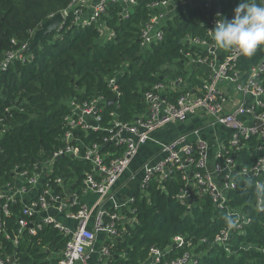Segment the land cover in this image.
Masks as SVG:
<instances>
[{
	"label": "trees",
	"instance_id": "16d2710c",
	"mask_svg": "<svg viewBox=\"0 0 264 264\" xmlns=\"http://www.w3.org/2000/svg\"><path fill=\"white\" fill-rule=\"evenodd\" d=\"M71 1L0 0V63L5 54L28 45L35 30ZM151 1L134 0L126 18L119 16V3L109 4L106 18L113 31L109 40L103 41L94 26L67 30L70 22L66 21L59 32L49 34L29 52L24 51V61L14 60L5 70L0 69V189L12 185L16 173L31 172L63 146L64 118L70 100L81 103L94 97L105 99L99 123L103 130L88 131L84 140L86 144L105 146L104 139L114 121L133 123L145 111L143 94L155 84L181 80L189 87L200 85L201 77H205L203 69L189 66L188 72L184 58V53L196 49L180 42L189 36L212 43L204 22L231 20L238 0L221 1L218 17L215 7H184L168 20L163 39L142 50L139 33L153 14L146 8ZM111 78L116 79L118 97L108 88L107 80ZM262 80L264 84V74ZM113 99L115 103H107ZM243 143L244 147L233 155L237 170L264 158V140L252 136ZM52 166V177L65 178L64 188L52 183L53 190L63 195V190L70 188L80 196L85 174L92 172L91 165L61 157ZM253 183L239 182L238 189L230 194L231 206L241 210L250 223L242 232H233L224 248L213 242L220 230L228 227L226 213L215 209L205 197H188L181 203L177 196L185 182L178 171L163 180L155 176L121 209L131 222L124 223L119 237L111 241L106 264H146L152 248L164 251L162 261H170L191 249L186 243L197 254L198 264H264V209L256 207L258 193ZM21 209L17 198L8 206L10 215L3 217L0 213L2 228L11 237L17 233ZM78 209L75 205L70 211ZM3 230L0 258L13 256L18 264H55L68 240L50 224L35 236L23 231L14 246ZM175 237H181L184 243L175 244Z\"/></svg>",
	"mask_w": 264,
	"mask_h": 264
},
{
	"label": "built area",
	"instance_id": "2783aa9c",
	"mask_svg": "<svg viewBox=\"0 0 264 264\" xmlns=\"http://www.w3.org/2000/svg\"><path fill=\"white\" fill-rule=\"evenodd\" d=\"M221 1L152 0L146 8L153 14L141 27L139 47L143 50L160 42L168 20L178 14L180 8L195 5L205 9L215 7L218 17ZM117 3L122 7L120 18H126L134 0H72L59 13L62 20L54 33L59 32L65 22L69 21L67 30L94 26L103 41L109 40L113 31L108 25L106 11L109 4ZM50 17L52 19L53 15ZM216 22H204L207 26L206 34L211 40V30ZM180 43L196 49L194 53H184V58L188 66L203 69L205 77H201L200 85L178 91L177 82L155 84L143 94L145 111L133 123L114 121L109 128V136L104 139L105 146L97 142H84L88 131L103 130L99 123L105 99L94 97L81 103L73 100L68 102L63 146L48 161L35 165L31 172L16 173L13 184L0 189V213L3 217L10 215L8 206L15 199H20L22 203V217L18 219L14 237L3 230L0 222V231L5 232L6 238L14 246H17L23 231L35 236L44 225L51 224L68 237L55 264H90L91 256L96 253L102 261L99 264H106L110 258L111 241L119 237V230L124 223L131 222L122 214L121 209L127 207L133 199L129 197L116 204L112 191L114 185L135 159L140 147L151 140L155 130L171 122H186L198 115L209 119L212 126L218 124L229 129V138L211 156L209 144L200 139L199 130L191 133L192 138L190 134H181L169 143L162 144L164 157L155 163L147 162L143 165L139 188L143 190L155 176L163 180L178 171L185 182V188L177 196L181 203L184 204L188 197H205L215 209L234 219L235 226L220 230L215 237L213 243L217 246L226 248L232 233L242 232L249 225L250 219L241 210L231 206L230 194L238 189L239 182L246 180H253L257 191V185L264 183V158L258 159L249 168L237 170L233 155L244 147L243 141L252 136L264 140V56L243 76L238 65L241 57L238 50H220L214 41L209 43L189 36ZM27 46L25 44L16 52L5 54L0 69L5 70L14 60L24 61L22 53ZM107 83L108 88L118 97L116 79H108ZM106 146L109 148L104 151ZM61 157L83 160L91 165L92 172L85 174L82 184L83 191L97 194L98 200L94 204L79 203L74 195L65 193V190L63 195L53 190L52 183L64 188L65 178L62 175L52 177L53 162ZM26 195L29 197L24 201ZM105 201L113 203V207L101 208ZM75 205L79 209L71 212ZM256 207L258 210L264 209L262 195L258 194ZM56 215L74 221L75 227L64 225L61 220H57ZM98 234L104 235L99 251L95 245ZM173 241L179 246L184 243L181 237H175ZM184 245L191 249L184 250L170 261H162L164 251L152 248L146 264H198V256L190 243ZM5 259L0 258V264H18L13 256L6 255Z\"/></svg>",
	"mask_w": 264,
	"mask_h": 264
},
{
	"label": "crops",
	"instance_id": "0c3cea01",
	"mask_svg": "<svg viewBox=\"0 0 264 264\" xmlns=\"http://www.w3.org/2000/svg\"><path fill=\"white\" fill-rule=\"evenodd\" d=\"M264 56V47H259L255 54L251 57H244L241 55L238 61L239 69L242 72V75L245 76L247 70L256 65L257 62ZM177 90H184L188 88V84L186 81L179 80L176 83ZM195 130H199V137L202 140H205L209 144V154L210 156L215 153L218 146L226 141L229 138L230 131L226 127L222 125H210V120L204 116L198 115L192 119H189L186 122H171L163 127L155 130L151 134V140L146 142L143 146L140 147L137 156L131 162L128 169L124 172V174L119 178L117 183L113 187L114 199L116 204L122 203L126 199H128L133 193H135L141 184V179L143 176V165L147 162L155 163L158 160H161L164 157V154L161 152V145L167 144L172 141L175 137L181 134H190L189 137L192 138L191 133ZM68 188L65 192L70 195H74L73 192ZM76 200L79 203L92 205L97 200V194L91 191H83L82 194L74 195ZM29 195L24 197V201H27ZM101 208H110L113 207V203L110 201H105ZM57 220H61L60 222L64 225L74 228L75 222L72 220H64L63 217H57ZM104 241V235L98 234L96 237L95 245L102 246ZM90 264H99L102 261L99 259V254L96 253L91 256Z\"/></svg>",
	"mask_w": 264,
	"mask_h": 264
},
{
	"label": "clouds",
	"instance_id": "9594fccd",
	"mask_svg": "<svg viewBox=\"0 0 264 264\" xmlns=\"http://www.w3.org/2000/svg\"><path fill=\"white\" fill-rule=\"evenodd\" d=\"M212 31V40L220 50L236 49L244 57H251L259 47H264V2L240 0L231 20L221 18ZM259 195L264 196V183L257 185ZM224 220L228 227L235 226L230 215Z\"/></svg>",
	"mask_w": 264,
	"mask_h": 264
},
{
	"label": "water",
	"instance_id": "95a60500",
	"mask_svg": "<svg viewBox=\"0 0 264 264\" xmlns=\"http://www.w3.org/2000/svg\"><path fill=\"white\" fill-rule=\"evenodd\" d=\"M61 20H62L61 14H57L52 19L47 20L44 23H42L38 27V29L35 30V32L32 36V40L28 44V46L26 47L25 52H29L32 47H34L35 45L42 42L43 39L46 38L49 34H53L56 31ZM115 101L116 100L113 99L112 101H109L107 103L113 104V103H115ZM263 199H264V196H263Z\"/></svg>",
	"mask_w": 264,
	"mask_h": 264
},
{
	"label": "rangeland",
	"instance_id": "374dc122",
	"mask_svg": "<svg viewBox=\"0 0 264 264\" xmlns=\"http://www.w3.org/2000/svg\"><path fill=\"white\" fill-rule=\"evenodd\" d=\"M184 7H182V8H180L178 11H180V10H182ZM258 63V62H257ZM256 63V64H257ZM186 70L188 71V72H190L191 71V69H190V67L188 66V67H186ZM99 249H100V246L98 245V246H96V250L97 251H99Z\"/></svg>",
	"mask_w": 264,
	"mask_h": 264
}]
</instances>
